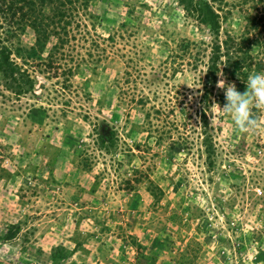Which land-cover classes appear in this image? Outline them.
Here are the masks:
<instances>
[{"label": "rangeland", "instance_id": "obj_1", "mask_svg": "<svg viewBox=\"0 0 264 264\" xmlns=\"http://www.w3.org/2000/svg\"><path fill=\"white\" fill-rule=\"evenodd\" d=\"M230 39L244 92L264 0H0V264H264V112L221 110Z\"/></svg>", "mask_w": 264, "mask_h": 264}, {"label": "clouds", "instance_id": "obj_2", "mask_svg": "<svg viewBox=\"0 0 264 264\" xmlns=\"http://www.w3.org/2000/svg\"><path fill=\"white\" fill-rule=\"evenodd\" d=\"M218 87L225 89L227 101L219 107L231 116L236 128L243 133L258 130L261 127L259 113L264 112V72L249 75L244 92H240L234 83L226 85L223 79Z\"/></svg>", "mask_w": 264, "mask_h": 264}, {"label": "trees", "instance_id": "obj_3", "mask_svg": "<svg viewBox=\"0 0 264 264\" xmlns=\"http://www.w3.org/2000/svg\"><path fill=\"white\" fill-rule=\"evenodd\" d=\"M230 41L232 42V44L230 46L225 47V51L223 54L226 60L223 63L222 71H224L229 78L235 79L237 81V84L235 85L237 89L241 92L242 87L245 85V81L242 80V77L244 75L245 70H247L248 68L244 65V61L242 60V58L238 57V53L241 51L242 41L238 42L235 39H230ZM213 47V53L210 57L211 64H209L207 70L216 69V61L221 58V50L219 44H215Z\"/></svg>", "mask_w": 264, "mask_h": 264}]
</instances>
